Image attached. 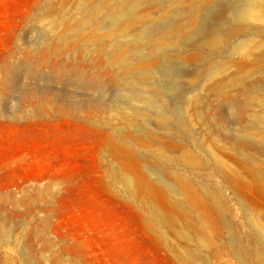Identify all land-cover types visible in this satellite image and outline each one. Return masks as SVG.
<instances>
[{"label": "rangeland", "instance_id": "1", "mask_svg": "<svg viewBox=\"0 0 264 264\" xmlns=\"http://www.w3.org/2000/svg\"><path fill=\"white\" fill-rule=\"evenodd\" d=\"M176 1L173 7L188 10L200 2ZM117 2L87 0L84 10L78 0H0V264H243L230 253V238L251 244L246 215H257L264 223V197L217 176L207 153L181 142V134H175L177 139L157 134L151 109L129 101L117 62L132 57L134 36L157 21L164 6L148 0L134 17L108 31L103 25L117 11ZM52 20L56 29L48 27ZM176 33L161 37L175 44ZM144 49L133 63L135 70L146 71L161 61ZM197 54L204 55L185 48L176 57L183 64L185 98L197 95L203 101L189 110H204L207 118L202 124L190 111L193 131L207 145L220 146L218 156L247 180L246 163L232 153L231 144L215 143L237 126L231 115L220 122L217 112L222 100L246 101V93L227 81L229 75L244 73L231 68L207 79L208 67L196 60ZM69 74L80 75L85 85L101 83L104 89L91 90L68 79ZM152 82L171 107L159 79L152 77ZM259 99L264 101V95ZM119 107L127 115L140 110L148 123L135 119L128 125L117 116ZM189 153L200 158L198 166L178 159ZM143 154L166 156L168 162L156 163ZM156 164L162 166L163 178L179 188L178 194L158 190L162 185L146 171ZM114 168L126 169L139 188L125 189ZM203 190L213 191L221 201L222 217L206 204ZM151 203L165 216L163 225ZM181 232L192 235V241ZM190 249L197 257L188 256Z\"/></svg>", "mask_w": 264, "mask_h": 264}, {"label": "bare ground", "instance_id": "2", "mask_svg": "<svg viewBox=\"0 0 264 264\" xmlns=\"http://www.w3.org/2000/svg\"><path fill=\"white\" fill-rule=\"evenodd\" d=\"M78 1L79 3H82V8L85 10L87 6V0H81V2L80 0ZM174 1L175 0H153L154 3H160L164 6V9L162 7L164 14H162L161 17H158L159 19L157 21L154 19L150 25H146V27H144L141 31L139 30L140 32L134 36L132 43L136 47L130 59H118L120 61L117 62V67L123 73V75L121 74L123 84L122 81L121 84L123 85L124 89L130 90L131 94H129L128 99L132 104L141 102L151 109L152 113L156 116L153 119V123L156 126L155 129L157 134H170L172 138H176L175 134H177V136L181 134L180 138H183L181 142L192 143L202 153H207L213 164L214 173L217 176H227L230 179V182H232L235 186L242 185V187H246L247 191H249V194L256 193L259 196L264 197V101L259 99L261 95H264V41H262L264 39L258 36L259 34L264 35V0H200V2L194 5V9L192 10H188V8L185 7H179L178 5V7H173L178 3L177 0V3L173 5ZM179 1L181 2V5L184 2V0ZM185 1L187 4H189L187 2L189 0ZM117 3H119L117 11L110 14L108 17L105 16L107 20L104 22L106 24L103 23V26H105L108 31H112L119 27L121 22H123L125 19L127 20L128 18L134 17L135 13L139 12L138 9L140 7L148 5V0H119ZM79 5L81 6V4ZM85 16L82 15L83 18ZM55 23L54 21L49 22L48 27L50 26L53 29L56 25ZM176 30L178 40L175 44L171 43V46L169 41L164 40V38L161 36L163 34H173L175 36ZM121 33L123 32L121 31ZM140 46L151 49V52L154 54V56L161 57V61L159 63L155 61L156 64L153 66L151 65L152 68L149 67V69H146V71L135 70L136 67H133L134 61L142 58ZM167 46L171 47L165 50L164 48ZM185 48H189L196 53L204 54L203 56L197 54L195 58L198 60V62H202L204 65H206V67H208V71L206 69L207 79L217 75H224L231 68H235L237 73H244V76H240L239 74L236 76L227 75L229 86L233 85L234 87L242 90L244 92L243 94L246 93V101L244 100L245 102L240 103L242 100L240 102L233 100H222L220 103V110H218V112L216 111L217 117L220 119V122L224 123L226 117L231 115L233 122L237 123V126H233L234 128H232V130L229 132H223V135L218 137L219 140L215 141V143H218L220 140H222L227 144V146H229L228 144H231L233 151L232 153H235L236 156L243 158L242 160H244L246 163L243 170L245 171L247 180H242L240 177L241 171L235 169L234 167H229L226 164V160L223 161V159L218 156L217 153H219L222 149L220 146L217 147V145H214L212 147L209 144L207 145V143H204V141L199 140L200 138H196L197 136L192 128V125L194 124H191L192 121H190L192 119L190 111H194V114L195 112L198 114V119L202 124L203 122L205 123L207 121V118L204 110H189L191 108L201 107L203 104L202 99L200 97H196L197 95L192 99V96L186 99L183 93V64L179 63L176 57H178L180 52ZM148 51L149 50H147V52ZM235 55L238 56L237 60L232 59V57ZM151 58H153V56H151ZM151 60L152 59H150V61ZM245 70L248 72L245 73ZM258 73H261L262 75L260 78H256V74ZM248 74L250 75L249 77ZM66 77L76 82L78 81L82 85H85L82 83L83 80L79 78L80 75L75 77L69 74ZM152 77H157L159 79L158 84L162 89L161 91H163L164 94L173 101L171 107H167L165 105V100L161 97L159 89L153 84ZM247 79L250 80L249 85H247ZM85 86L89 87L91 90L98 89L102 91L104 89L101 83L99 84L93 81L92 83L87 82ZM152 93L155 94V96ZM242 108H250L253 110H239ZM119 109L117 116L125 120L128 125H131L135 119H141L144 123H148L149 121V119L147 120V117L144 118L143 115L145 114L139 113L140 110H132L133 112L130 113V115H127L125 112H123L122 108L119 107ZM80 120L82 121L81 123L83 126H86V124L89 126L88 121L83 119ZM207 123L209 124V122ZM100 126L102 125L100 124ZM150 134L154 136L153 133L150 132ZM111 138L113 139V137ZM221 154L220 156H223ZM143 155L149 160L152 159V157H148L149 155ZM153 159L156 161V163L157 161L162 163L168 162L166 156L162 155ZM178 159L180 161L186 162L190 166H198L200 163V158L191 154L188 156L183 154L178 156ZM161 167L157 164L150 165L146 168V171L154 175L157 179V183L162 185L163 189L160 187L158 189L159 191H163L164 193L170 195L178 194L179 188L175 187L174 184L163 178V170ZM114 172L117 174L119 179L118 182H120L121 185L128 191L138 187V183L136 186L134 178L126 169L114 168ZM139 172V174L143 173L141 169ZM141 176H143V174H141ZM141 183L142 185L140 184V188H143L144 184L142 181ZM146 185L148 184L146 183L145 186ZM199 189L205 188L200 187ZM203 192L207 196L206 204L213 206V211L216 212L218 218L222 217V203L220 200H218L216 194L213 191L210 193L206 190H203ZM255 199L256 198L254 197L253 199H250L251 203L255 202ZM156 206L154 207L151 203L150 210L158 217L161 224L162 221L165 223V219H163L164 215H162L159 209H157L158 206ZM246 219L252 230L250 234L251 244L245 246L240 240L236 239L235 237H231L228 249L230 253L243 264H248L250 260H253V264H264V223L259 216L254 214H247ZM169 222L167 220V223ZM181 233L182 234L180 235L183 236V232ZM191 236V240L189 236L184 235L183 237L187 239V241H192ZM196 250L198 251V249ZM189 251L191 252V249ZM188 256H190V258L197 257L196 251L194 252L192 250Z\"/></svg>", "mask_w": 264, "mask_h": 264}]
</instances>
